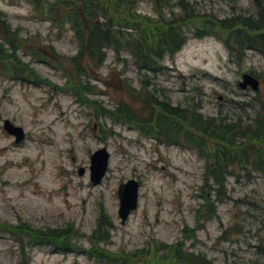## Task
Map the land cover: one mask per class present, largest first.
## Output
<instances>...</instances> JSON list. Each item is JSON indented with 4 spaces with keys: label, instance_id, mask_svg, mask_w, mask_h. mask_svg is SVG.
I'll use <instances>...</instances> for the list:
<instances>
[{
    "label": "rangeland",
    "instance_id": "obj_1",
    "mask_svg": "<svg viewBox=\"0 0 264 264\" xmlns=\"http://www.w3.org/2000/svg\"><path fill=\"white\" fill-rule=\"evenodd\" d=\"M132 1L136 14L154 23L162 17L182 25L179 2L202 17L255 13L252 0ZM5 28L21 65L17 69L26 73L13 81L8 70L3 73L6 63L0 64V225L72 226L76 233L69 240L78 250L63 255L52 247L27 248L28 264H110L106 258L116 256L114 264H161L165 248L179 243L211 264H264L260 175L235 170L237 176L226 179V199L214 203L209 163L196 152L100 117L120 104L147 117L141 98L148 93L204 117L248 121L264 107L263 56L246 51L237 64L220 40L191 38L173 57L165 56L156 74L147 73L148 79L126 53L116 57L110 51L98 70L85 62L86 75L78 77L69 64L78 51L70 25L58 30L26 0H0V31ZM0 48L10 54L1 36ZM29 70L37 81L28 77ZM243 75L259 81L257 93L239 90ZM4 121L22 129L21 143L5 134ZM101 149L109 155L107 173L92 185L90 157ZM130 180L139 185L138 207L121 226L117 189ZM101 216L113 230L106 243L93 244ZM184 233L192 239L185 241ZM97 251L105 258L96 257ZM126 255L136 256L129 263ZM21 256L14 238L0 232V264H21Z\"/></svg>",
    "mask_w": 264,
    "mask_h": 264
},
{
    "label": "trees",
    "instance_id": "obj_2",
    "mask_svg": "<svg viewBox=\"0 0 264 264\" xmlns=\"http://www.w3.org/2000/svg\"><path fill=\"white\" fill-rule=\"evenodd\" d=\"M252 1L254 15L223 19L202 17L195 14L188 3L179 2L178 7L183 14L181 25L180 21H166L162 17L155 23L139 17L132 0H26L35 13L51 26L58 30L64 29L66 25L71 26L78 51L69 64L78 77L86 75L85 62L93 70H98L104 64L107 51H110L116 57L122 53L130 56L145 79H148L147 73L156 74L161 69L160 64L165 56L173 57L191 38L220 40L237 64L246 51L264 57V2ZM189 33L190 38L187 37ZM9 35L7 28L0 31V36L10 48V54L0 48V64L6 63L3 73L8 70L13 81H18L25 76L26 71L17 69L21 65L15 59L16 49ZM20 71L21 75H18ZM27 72L29 78L37 81L34 72ZM40 85L47 84L40 82ZM73 93L76 96L75 90ZM157 101L148 93L141 98L147 117L132 111L126 104H120L113 113L103 111L100 117L135 128L141 136L167 146L175 145L196 152L209 163L206 178L214 193V203L226 199V179L237 176L235 170L249 169V172L260 175L264 180V107L258 108L255 117L248 121H228L221 114L217 118L204 117L187 106L172 108L168 103ZM111 230V222L103 216L99 217L91 241L93 244L99 241L106 243ZM0 232L9 234L19 245L23 260L21 264H28L27 248L52 247L56 253L63 255L78 252L69 240L76 233L72 226L34 230L19 223L13 227L0 225ZM187 232L189 235L192 233ZM183 235L185 241L192 239L188 234ZM183 248L181 243L166 247V257L159 261L161 264L166 261L169 264H211ZM97 252L96 257L105 258L104 252ZM126 256L130 263L136 255ZM106 259L114 264L118 257ZM120 261L127 263L125 260Z\"/></svg>",
    "mask_w": 264,
    "mask_h": 264
},
{
    "label": "water",
    "instance_id": "obj_3",
    "mask_svg": "<svg viewBox=\"0 0 264 264\" xmlns=\"http://www.w3.org/2000/svg\"><path fill=\"white\" fill-rule=\"evenodd\" d=\"M259 81L250 75H243L238 88L241 91L251 90L253 93L259 91ZM3 131L9 137L14 139L17 145L21 143L25 136L22 129L13 126L10 122H3ZM109 155L105 149L96 151L90 157V184L98 185L103 180L107 173ZM83 175V170L79 171V176ZM138 190L139 185L133 181H127L125 184H120L117 189L118 211L117 217L120 225L124 226L129 216L137 210L138 207Z\"/></svg>",
    "mask_w": 264,
    "mask_h": 264
}]
</instances>
